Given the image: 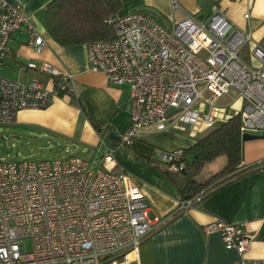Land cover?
Returning <instances> with one entry per match:
<instances>
[{"label":"built area","instance_id":"1","mask_svg":"<svg viewBox=\"0 0 264 264\" xmlns=\"http://www.w3.org/2000/svg\"><path fill=\"white\" fill-rule=\"evenodd\" d=\"M171 5L181 9L177 0ZM243 16L249 19L248 12ZM106 21L114 37L85 47L91 71L129 85L130 125L120 145H130L144 130L186 127L200 135L229 118L227 109L239 99L241 133H264V47L218 3L202 20L185 16L170 29L144 11ZM23 27L28 45L40 52L44 40L22 5L0 0V68L10 36ZM39 70L50 76L51 86L0 75V123L13 122L19 110L44 109L71 97L72 74L45 62ZM154 154L172 169L185 165L182 148H156ZM114 165L105 141L95 165L82 156L0 160V264H139L142 241L161 220L149 217L144 193ZM201 194L180 201V209L193 206ZM204 228L237 252L234 264H264L246 256L251 238L240 226L213 220Z\"/></svg>","mask_w":264,"mask_h":264},{"label":"crops","instance_id":"2","mask_svg":"<svg viewBox=\"0 0 264 264\" xmlns=\"http://www.w3.org/2000/svg\"><path fill=\"white\" fill-rule=\"evenodd\" d=\"M7 1L22 5L28 21L43 38L44 47L37 53L28 45L26 28L14 32L8 41L9 50L0 75L25 82L36 79L51 86L50 76L39 70L45 62L74 76L71 97L57 98L44 109L19 110L14 122L64 137L93 152L101 149L102 141L113 148V169L130 176L146 196L149 217L161 220L142 241L139 264H234L237 252L225 248L218 232L204 228L213 220L240 226L251 238L246 256L264 259V138L244 141L240 165L248 169L210 190L190 208L180 209L178 190L154 164L157 160L154 150L188 148L199 135L186 127H171L144 130L128 146L120 145V139L109 138V132L122 138L129 128V85L112 84L102 74L91 71L85 45L60 46L50 38L44 22V6L50 0ZM121 1L122 8L117 14L131 13L132 8L125 9L131 0ZM140 1L141 5L161 9L167 24L153 15L168 29L188 15L185 11L176 14L172 0ZM249 47L245 49V56L250 61ZM100 154L86 159L95 165L100 161Z\"/></svg>","mask_w":264,"mask_h":264},{"label":"trees","instance_id":"3","mask_svg":"<svg viewBox=\"0 0 264 264\" xmlns=\"http://www.w3.org/2000/svg\"><path fill=\"white\" fill-rule=\"evenodd\" d=\"M121 8V0H50L44 6L45 27L50 38L60 46L112 39L114 30L106 19ZM240 127V114L235 113L206 129L192 145L183 149L185 165L182 170L154 161L176 186L181 201L201 193L204 196L248 169L240 165L244 143ZM221 155L226 157L225 165L207 180H197L204 166Z\"/></svg>","mask_w":264,"mask_h":264},{"label":"rangeland","instance_id":"4","mask_svg":"<svg viewBox=\"0 0 264 264\" xmlns=\"http://www.w3.org/2000/svg\"><path fill=\"white\" fill-rule=\"evenodd\" d=\"M177 2L181 9L174 8L176 14L181 15V12L185 11L188 14L186 16L194 15L196 17L200 14L206 15L210 5L212 3H218L224 9L229 19L243 29H249L254 42L264 46V0H177ZM141 4L140 0H131L125 6V9L132 8V12L149 10L152 14H156L158 19L162 18V22L167 24L161 9L153 5L144 6ZM246 12L249 13V19H245L243 16ZM3 70L4 68L1 69L0 74H3ZM225 100V98H221L219 102L222 103ZM238 101L236 108L235 104H233L231 108L227 109L229 116L235 114L240 108L241 100L239 99ZM254 134L264 135V133ZM100 150L99 148L97 152H93L91 148L80 146L64 137L54 136L36 127H30L14 121L0 123V160H52L68 156H82L83 158H91L94 156V159L99 156V153H101ZM225 163L226 157L224 155L207 163L203 170L196 176L197 180H207L220 170ZM26 246L27 248L30 247L29 240L26 241ZM102 264L110 263L103 260Z\"/></svg>","mask_w":264,"mask_h":264},{"label":"water","instance_id":"5","mask_svg":"<svg viewBox=\"0 0 264 264\" xmlns=\"http://www.w3.org/2000/svg\"><path fill=\"white\" fill-rule=\"evenodd\" d=\"M141 11L151 13V11H149V10H141ZM203 17H204V15L200 14V15L197 16V19L202 20ZM108 137L112 138V139H120V137L117 136L115 132H109L108 133ZM259 138H264V135H259V134H254V133H243L242 134V141H247V140H252V139H259Z\"/></svg>","mask_w":264,"mask_h":264}]
</instances>
